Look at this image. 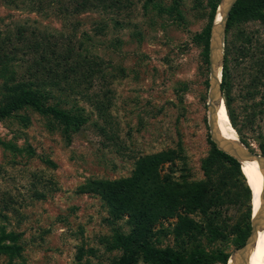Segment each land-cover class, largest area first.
Returning a JSON list of instances; mask_svg holds the SVG:
<instances>
[{
    "label": "rangeland",
    "instance_id": "obj_1",
    "mask_svg": "<svg viewBox=\"0 0 264 264\" xmlns=\"http://www.w3.org/2000/svg\"><path fill=\"white\" fill-rule=\"evenodd\" d=\"M21 1L17 6L0 0L3 37L16 41L18 27L24 26L28 35L34 31L62 50L75 47L91 57L105 77L76 73L47 101L86 119L77 132L65 133L53 117L28 107L0 121V233L5 228L21 235L22 249L19 256H0V264H76L81 246L95 250L91 264H110L122 253L109 250L112 236L116 231L128 235L132 227L128 218L110 225L102 199L80 193L82 185L130 177L140 158L169 150L178 157L163 174L179 183L207 179L203 162L218 146L211 137L210 43L206 50L196 36L210 22L211 1L179 0V21L160 11L174 0H123L121 10L80 14L65 12L72 0ZM240 30L253 39L251 44H233ZM225 62L236 132L248 149L262 154L264 24L227 29ZM1 76L0 71V105L8 97ZM219 97L227 113L222 84ZM230 212L229 222L238 223L237 210ZM175 225L176 220L164 224L162 247H176ZM234 237L223 244L229 259L248 240L238 247Z\"/></svg>",
    "mask_w": 264,
    "mask_h": 264
},
{
    "label": "trees",
    "instance_id": "obj_2",
    "mask_svg": "<svg viewBox=\"0 0 264 264\" xmlns=\"http://www.w3.org/2000/svg\"><path fill=\"white\" fill-rule=\"evenodd\" d=\"M174 1L173 5L160 8V11L175 15L179 21L183 19L180 3L179 0ZM210 1V22L204 32L196 36V41L203 43L206 50L221 0ZM9 2L18 6L22 1ZM70 6L66 13L80 14L91 10L109 12L121 10L123 0H72ZM252 21L264 24V0H239L230 14L228 32ZM18 32L16 41L0 33V71L8 92L5 102L0 105V121L28 107L53 117L64 126L65 133L79 131L86 122L85 118L46 103L53 99L56 89H61L62 85L69 86L71 77L76 73L105 77L98 62L91 57L89 60L75 47L62 50L57 43L50 44L49 38L39 36L34 31L28 35V28L24 26L18 27ZM240 41L248 45L253 39L240 30L232 42L237 46ZM245 49L244 55L247 56ZM261 69L264 71V64ZM230 77L225 62L222 77L224 101L231 125L239 132L238 119L231 107ZM260 112L263 113L262 110ZM248 122L249 125L253 123L250 118ZM261 151L264 155V144ZM176 153L169 150L144 156L138 160L130 177L89 180L79 189L80 193L94 194L102 199L110 214V225L128 218L132 227L128 235L116 231L112 236L109 250L117 248L122 253L110 264H229L231 258L225 252L224 243L230 236H235L231 240L233 245L240 247L245 244L251 233L254 206L253 193L241 164L213 145L211 154L203 162L206 181L179 183L162 173L166 164L177 159ZM220 163L221 166H218ZM233 209L237 210L239 216L236 224L232 220L229 222ZM199 215L200 220L196 219ZM171 220H176L172 231L176 247H162L159 239L166 232L164 224ZM110 238L106 237L107 243ZM201 239H208L209 243L203 245ZM20 241L21 235L2 228L0 256H19L22 252ZM214 243L221 245L213 246ZM93 254V248L81 246L75 263L91 264L89 258Z\"/></svg>",
    "mask_w": 264,
    "mask_h": 264
},
{
    "label": "bare ground",
    "instance_id": "obj_3",
    "mask_svg": "<svg viewBox=\"0 0 264 264\" xmlns=\"http://www.w3.org/2000/svg\"><path fill=\"white\" fill-rule=\"evenodd\" d=\"M223 4H226V2H223ZM223 4L222 6H224ZM222 6L215 18L216 30L219 29V26H223L225 20V14L224 16L222 14ZM214 67L216 80L220 83L223 77V64L221 59L217 60ZM218 94L219 92L216 93V95ZM221 98L223 99V97H216L215 103L217 135L225 147L233 150L237 146H243V143L229 122L226 111L222 108ZM240 164L242 172L253 193V223L256 226L255 228L258 229V232L254 238V242L249 245L246 255H243V259L238 257L240 260L239 264H264V171L256 160L241 161ZM229 264H237V257L235 255L231 257Z\"/></svg>",
    "mask_w": 264,
    "mask_h": 264
},
{
    "label": "water",
    "instance_id": "obj_4",
    "mask_svg": "<svg viewBox=\"0 0 264 264\" xmlns=\"http://www.w3.org/2000/svg\"><path fill=\"white\" fill-rule=\"evenodd\" d=\"M239 0H222L219 9L221 8L223 2H226V4H223L222 6V14L224 16L225 14V20L223 23V26H219V29L216 30L215 22L213 23L212 29H211V37H210V69H211V94H210V111H211V131H212V139L218 146V149L220 151H223L227 153L228 155L232 156L234 159H236L239 163L241 161H258L259 164L262 166L264 171V155L257 154L255 152H252L250 149H248L244 144L243 146H237L235 149H230L224 146V144L219 140L218 133H217V122L215 119V103H216V97H218L219 94H221V84L217 82L216 75H215V63L217 60L221 59L222 64L224 60V51H225V45H226V35H227V29H228V21L230 18V14L232 10L234 9L235 5L237 4ZM216 21V20H215ZM219 92L218 95L216 93ZM253 223V222H252ZM256 226L254 223L252 224V233L250 237L248 238L245 246L239 251L237 257V264H239L240 259H243V255H246V252L249 248V245L254 242V238L256 236V233L258 232V229L255 228ZM239 257V258H238Z\"/></svg>",
    "mask_w": 264,
    "mask_h": 264
}]
</instances>
